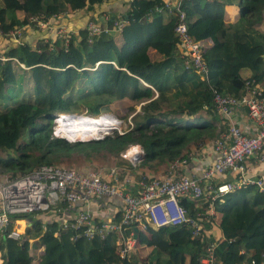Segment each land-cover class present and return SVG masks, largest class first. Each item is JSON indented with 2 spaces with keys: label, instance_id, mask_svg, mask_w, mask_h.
I'll list each match as a JSON object with an SVG mask.
<instances>
[{
  "label": "trees",
  "instance_id": "16d2710c",
  "mask_svg": "<svg viewBox=\"0 0 264 264\" xmlns=\"http://www.w3.org/2000/svg\"><path fill=\"white\" fill-rule=\"evenodd\" d=\"M104 1L108 0H0V36L6 37L15 27L36 28L35 18L47 20ZM232 3L239 16L225 22L223 8ZM162 4L161 0H130L124 13L106 21L126 19L120 30L91 39L86 28H79L63 37L39 35L32 44L19 40L0 52L4 58L0 59V175L9 174L0 181L41 164L75 169L77 162H89L90 168L109 157L117 158L113 165L121 174L133 172L134 177L143 174L134 171L162 166L166 170L170 162L187 158L224 130L217 129L220 117L211 88L238 97L246 80L241 71H246L264 94V29L259 27L264 0H191L180 5L190 36L199 42L211 40L209 47L202 45L206 82L183 63V49L172 32L175 14H167ZM149 49L162 59L150 61ZM138 104L139 112L130 117L132 125L120 134L72 142L51 134L57 113H129ZM198 113L195 124L179 122L182 114ZM132 145L142 151L134 165L120 156ZM179 203L189 216L203 212L207 205L184 198ZM212 208L222 236L215 248L218 263L260 260L264 256V194L242 186L213 200ZM17 218L30 225L21 240L6 236L10 225L0 231L1 264H200L214 224L208 216L197 237H191L188 224L137 228L133 249L120 253L116 231L87 239L80 228H60L58 218L48 222L30 215ZM118 218L117 212L113 219ZM30 253L37 254V260Z\"/></svg>",
  "mask_w": 264,
  "mask_h": 264
},
{
  "label": "built area",
  "instance_id": "2783aa9c",
  "mask_svg": "<svg viewBox=\"0 0 264 264\" xmlns=\"http://www.w3.org/2000/svg\"><path fill=\"white\" fill-rule=\"evenodd\" d=\"M161 1L162 8L167 14L172 12L175 14L176 22L172 32L183 49V63L190 67L200 80L206 82L208 69L202 57V45L188 33L184 22V12L180 9L182 3L191 0ZM57 17L59 16H52L47 20L35 18V27L44 31L46 36L44 38L66 36L69 30L63 25L54 26L49 23ZM108 17L107 14L101 15L104 22ZM106 23L88 21L85 26L88 39L97 37L101 33L120 30L126 23V19L119 17ZM22 27L13 28L5 36L18 42ZM0 59L4 58L0 57ZM210 92L214 109L226 128L211 141V147L216 152L217 158L211 165L203 168L196 177L186 176L180 172L181 166L192 154H188L187 158L170 162L163 177H137L135 193L129 192L123 185L124 182H130L131 178L120 180L115 167L108 170L105 179L101 177L99 169L83 174L75 169L41 164L25 174L0 181V231L2 232L6 226L10 225L6 236L21 240L23 234L12 227L17 222V216L32 213L47 214L53 221L58 218L60 228L68 227L75 230L80 228V234L87 239L93 235L102 237L108 232L116 231L119 234L118 249L120 253H123L134 247V228L156 229L188 224L191 237H197L202 223L207 220L208 216L214 215L213 200H220L223 194L242 186H252L264 194V178L246 175L248 159H264V94L262 88L248 78L244 81L243 93L238 97L221 94L214 88H211ZM239 106L245 108L248 119L256 127L251 135L247 134L232 117L233 110ZM52 135L60 136L54 129ZM122 156L127 158L125 154ZM135 156L132 154V161ZM226 172L237 174L238 177L229 181H216ZM90 198L107 202L117 201L118 206L115 212H118L119 218L117 220L113 217L105 218L94 222L92 214L86 208L76 207L79 202L86 204ZM182 198L197 202V205L202 200L207 202V205L203 212H194L189 216L179 203ZM26 222L29 223V221ZM128 229L125 236L120 235L122 231ZM58 233L57 229L53 235L57 236ZM215 248L216 241L209 240L199 258V263L219 264ZM248 264H264V256L258 261L252 259Z\"/></svg>",
  "mask_w": 264,
  "mask_h": 264
},
{
  "label": "crops",
  "instance_id": "0c3cea01",
  "mask_svg": "<svg viewBox=\"0 0 264 264\" xmlns=\"http://www.w3.org/2000/svg\"><path fill=\"white\" fill-rule=\"evenodd\" d=\"M129 1L130 0H108V1H104L98 5H93L91 8H82L76 12H72L69 14H65L63 16H59V17H57V19H53L49 23L53 24L54 26L63 25L67 30L73 32L79 28H84L87 21H89V20H97V21L101 22L102 21L101 14H107L108 16L113 17L114 15L124 13L128 9ZM238 16H239V10H238L237 5L232 3V4H228V5L224 6V8H223V20L225 22H233ZM259 27H261L260 29H264V14H263L262 22H261ZM21 32L25 33V34H23L22 38L18 39V41L22 40V41L30 43V44H32L35 41V39H37V37H39L40 34H43L41 36L46 37L44 31L37 32V31L33 30V28L30 26H26L24 28L22 27ZM49 37H53V36H49ZM1 38H2V36H0V41L2 40L0 46H3L2 47L3 49H0V52H2L7 45H10V44H13L14 42H16L15 40L9 38L8 36L4 37L6 39H1ZM119 43H121V42H119ZM200 44L205 46V47H209L211 45V40L208 38L203 39L200 42ZM147 54H148L150 61H160L162 59L161 56L159 54H157L156 52H154V50H152V49H149ZM263 57H264V54H263ZM241 74L246 79H248V77H250V75H251L250 72H246V71H241ZM258 85H259V87L262 88V86L260 84H258ZM153 93H155L154 90H153ZM139 106H140V104L136 105L134 111L131 112L127 116V118L129 117L128 123L130 124V126L132 125V123L130 122V117L134 113L139 112ZM196 115L198 116L199 113L195 114V115L194 114L193 115L182 114V115H180L179 122H181V125L195 124L197 121L195 119H198V118H196ZM232 117H233L234 121L238 125H240L247 134L251 135L254 133L256 127L248 119L247 114H246V110L244 107H242V106L236 107L232 112ZM219 123H217V129L218 130H221V129L223 130L226 128V125H223L224 126L223 127ZM134 147L137 148V150L132 149ZM129 150L134 151L135 155H138L140 152H142L141 148L138 145L129 146L124 151H127L129 153V152H131ZM135 150H136V152H135ZM127 152L125 153V156L127 158H130L127 156ZM216 158H217V154H216V152L213 151V149L211 147V140H208L204 144H202L201 147L197 151H195V153H193L186 160L185 164L183 166H181L180 172L186 176L196 177L203 168H205L208 165H211L212 162ZM125 160H126V162L128 161V163L130 165H134V163H135L134 162L132 164V162H130V160L126 159V158H125ZM123 165L126 166V164H123ZM246 167L248 168L246 170V175L260 176V177L264 178V159L263 160H259L258 158L248 159L247 163H246ZM115 168L117 171L118 168L117 167H115ZM163 168H164V166H162V168H156V169H151V170L144 169L142 171H134V172L136 174L143 172V174L140 176L163 177L165 174V169H163ZM99 170L101 171V177L106 179L108 171H105L104 169H99ZM133 174H134L133 172L132 173L125 172V173L121 174L118 171V176L122 175V177H124V178H129V179L131 178L130 182H128V183L124 182V184H123V185H125L126 189H128L129 192H131V193L136 192L135 180H136L137 176L135 175V177H134ZM234 176H235V174H233L231 172H226L224 175L219 176L216 179V181H220L222 178H225L226 181L227 180L228 181L234 180ZM119 178H120V176H119ZM78 206H81L84 209L86 208L92 214L93 219L95 218L96 220H104L105 218H112L113 215H115L117 213V212H115V210H116V207L118 206V202L115 200H110L109 202H107V201H103V200L90 198L88 200V202H86V204H81V202L77 203L76 207H78ZM40 217L43 218L44 222L49 221V216L47 214H42L40 216L38 214L37 218H40ZM211 217H210V222H213L214 224L209 231V233H210L209 236H211V238L217 242V240H220L222 236H221L220 230L217 226L216 215L214 214ZM24 220H25V222H24ZM29 225L30 224L26 222V219L19 218V221L14 223L12 225V227L16 228L22 234L24 229L26 227H28ZM0 264H1V259H0Z\"/></svg>",
  "mask_w": 264,
  "mask_h": 264
},
{
  "label": "bare ground",
  "instance_id": "6f19581e",
  "mask_svg": "<svg viewBox=\"0 0 264 264\" xmlns=\"http://www.w3.org/2000/svg\"><path fill=\"white\" fill-rule=\"evenodd\" d=\"M118 122L117 119L109 114H101L98 116H88L83 114L69 116L68 114L61 113L55 119V127L58 126L61 133L67 136V139L69 138V140H72V138L86 140L97 137L105 132L107 133L109 128L118 129L120 126ZM55 131L62 136L59 133L60 131ZM132 149L137 150L135 147ZM132 154H134V151L127 152V156L130 158L132 157Z\"/></svg>",
  "mask_w": 264,
  "mask_h": 264
},
{
  "label": "rangeland",
  "instance_id": "374dc122",
  "mask_svg": "<svg viewBox=\"0 0 264 264\" xmlns=\"http://www.w3.org/2000/svg\"><path fill=\"white\" fill-rule=\"evenodd\" d=\"M33 30H35L37 32H40L41 31L40 29H37V28H33ZM23 34H25V33H21V38H22ZM40 35H43V34H40ZM1 39H4V38H1ZM1 41H0V45H1ZM2 47L3 46H0V48H2ZM103 113H107L109 115H112L115 119H117L118 121H120V122H118V123H120V126L118 127V129L117 128L116 129L114 128V130H108L107 133L105 132L104 134H100L99 137H103L104 135L110 134L112 132H122V130H125L127 127L130 126V124L128 123L129 122L128 121V118L129 117L127 118V116L131 112L126 113L124 111H118V112L115 113V112H112V111H107V112H103ZM103 113H101V114H103ZM75 114H77V115H81V114L85 115L84 112H81V113L75 112ZM53 118H52L51 128L52 129L55 128V130L60 131L58 126L55 127V120H53ZM59 133L62 135L60 138H63V139L66 138L65 140L71 141V140H69V138L67 139V136H65L64 134H62L61 131ZM74 139L75 140H80V139H76V138H74ZM74 139L72 138V141H75ZM91 140H93V139H91ZM192 150L194 151L195 149L193 148ZM193 153H195V151ZM124 154L125 153L123 152L122 155H124ZM122 158H123L124 161H126L124 157H122ZM129 159L131 160V158H129ZM117 161H118L117 158L109 157L105 162H101L100 160L93 162V164L91 165L90 168H88V165H90L89 162H86V163L77 162L76 163V166L77 167H75V169H81V170L83 169V170H86L87 172H89V171H92L93 172L96 169H101L102 168L105 171H108L110 168L116 167L113 164L117 163ZM130 162H133V161L131 160ZM96 167H99V168H96ZM116 173H117V176H118V170L116 171ZM7 176H9V174H1L0 175V178H6ZM119 176L121 178L120 180H123L124 179V177H122V175H119ZM29 215L32 216V217L37 218L38 213H32V214H29ZM39 216H40V214H39ZM17 221H19V218H17ZM24 222H25V220H24ZM30 255H32V254L30 253ZM36 255L37 254H33L32 255V260H34V261L37 260V256Z\"/></svg>",
  "mask_w": 264,
  "mask_h": 264
},
{
  "label": "water",
  "instance_id": "95a60500",
  "mask_svg": "<svg viewBox=\"0 0 264 264\" xmlns=\"http://www.w3.org/2000/svg\"><path fill=\"white\" fill-rule=\"evenodd\" d=\"M103 114H107V113H103ZM68 115H69V116H73V115H77V114H75V113H69ZM108 130H114V128H109ZM118 133L120 134V133H122V132H118ZM100 138H101V137L97 136V137L89 138V139H100ZM89 139H86V140H80V141H87V140H89ZM140 157H141V152H140L138 155H136V156L134 157V159H133V163L136 162V161H138ZM133 230L136 231V228H134Z\"/></svg>",
  "mask_w": 264,
  "mask_h": 264
},
{
  "label": "clouds",
  "instance_id": "9594fccd",
  "mask_svg": "<svg viewBox=\"0 0 264 264\" xmlns=\"http://www.w3.org/2000/svg\"><path fill=\"white\" fill-rule=\"evenodd\" d=\"M102 15V14H101ZM102 19V18H101ZM110 19H112V18H110ZM89 21H95V22H99V21H97V20H89ZM88 22V21H87ZM99 23H101V24H105L106 22H104L103 20L101 21V22H99ZM107 24V23H106ZM86 26V25H85ZM85 28V27H84ZM60 113H57V114H55L54 115V118H53V120H55L56 118H57V116L59 115ZM67 114H69V113H67ZM82 115V114H81ZM120 122V121H119ZM53 130V129H52ZM51 134H52V131H51ZM59 137H61V136H59ZM66 139V138H65ZM90 140V139H89ZM75 141H80V140H75ZM70 142H72V140L70 141ZM127 151H124V153H126ZM120 156H121V158L123 157L122 156V153L120 154ZM125 158V157H124ZM126 159H128V158H126ZM133 164V163H132Z\"/></svg>",
  "mask_w": 264,
  "mask_h": 264
}]
</instances>
